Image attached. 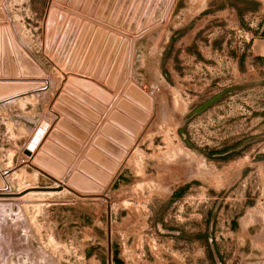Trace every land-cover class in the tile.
Masks as SVG:
<instances>
[{
    "label": "rangeland",
    "instance_id": "1",
    "mask_svg": "<svg viewBox=\"0 0 264 264\" xmlns=\"http://www.w3.org/2000/svg\"><path fill=\"white\" fill-rule=\"evenodd\" d=\"M230 3L0 0V264H264L262 18Z\"/></svg>",
    "mask_w": 264,
    "mask_h": 264
},
{
    "label": "crops",
    "instance_id": "2",
    "mask_svg": "<svg viewBox=\"0 0 264 264\" xmlns=\"http://www.w3.org/2000/svg\"><path fill=\"white\" fill-rule=\"evenodd\" d=\"M240 1H244L246 3H250L251 5L254 6V8L252 9H242L240 6H236L235 3L233 5L230 4H226L223 9L221 10V13L224 14L225 16H231L232 20V25L234 26H238L240 24V19H247L250 16H256L259 17L260 19L262 18L261 24L259 26V30H261V32L264 31V5H262V2L259 0H240ZM258 18V19H259ZM200 30H184L180 32V37L177 41H175V37L172 36L170 38V43L167 49L168 54L170 53V51L172 50L174 43L177 42L178 44H180V46L184 45L185 49L182 52H186L188 54H194L193 49H194V45L198 43L199 40V35ZM198 52V51H197ZM249 53H252L254 58H259V61H263L262 59H264V37L260 38V39H256L253 41V45L250 48V50H248ZM195 56L202 58V55L198 52L196 54H194ZM245 55H242L241 57L238 58L239 62L241 63L242 61H244ZM163 64H165V61L163 62ZM165 66V65H163ZM166 68V67H165ZM164 69V67H163ZM166 69H164L165 71ZM178 193H174L173 194V200L176 199L174 197L177 196ZM248 225H245V227ZM209 244V241L207 240L206 245ZM215 261L217 260V264H226L221 262L220 260L225 262V259L222 258V256L218 253L215 254L214 256Z\"/></svg>",
    "mask_w": 264,
    "mask_h": 264
},
{
    "label": "water",
    "instance_id": "3",
    "mask_svg": "<svg viewBox=\"0 0 264 264\" xmlns=\"http://www.w3.org/2000/svg\"><path fill=\"white\" fill-rule=\"evenodd\" d=\"M38 191H41V192H56L57 190H61V189H44V188H40V189H36ZM3 196H10V197H18L19 195H3V194H0V197H3Z\"/></svg>",
    "mask_w": 264,
    "mask_h": 264
},
{
    "label": "trees",
    "instance_id": "4",
    "mask_svg": "<svg viewBox=\"0 0 264 264\" xmlns=\"http://www.w3.org/2000/svg\"><path fill=\"white\" fill-rule=\"evenodd\" d=\"M262 35H264V31L262 32Z\"/></svg>",
    "mask_w": 264,
    "mask_h": 264
}]
</instances>
